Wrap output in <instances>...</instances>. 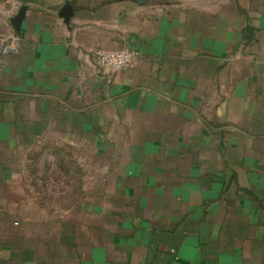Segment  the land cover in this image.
I'll return each instance as SVG.
<instances>
[{"label":"crops","instance_id":"1","mask_svg":"<svg viewBox=\"0 0 264 264\" xmlns=\"http://www.w3.org/2000/svg\"><path fill=\"white\" fill-rule=\"evenodd\" d=\"M49 143L84 173L63 211ZM0 264H264V0H0Z\"/></svg>","mask_w":264,"mask_h":264},{"label":"rangeland","instance_id":"2","mask_svg":"<svg viewBox=\"0 0 264 264\" xmlns=\"http://www.w3.org/2000/svg\"><path fill=\"white\" fill-rule=\"evenodd\" d=\"M59 146V148L64 147L63 145ZM44 147L45 152L35 153L29 158L30 175L44 182V187L41 190L50 199L46 206L52 211L53 209L63 211L72 205V201H70L72 195H79L83 192V189L78 186L79 183L74 180L83 179L84 173L79 163L75 165L72 161L73 157L69 156L68 152L62 150L61 155L54 156L52 155L54 150L48 149H54L53 147L56 145L49 143Z\"/></svg>","mask_w":264,"mask_h":264},{"label":"built area","instance_id":"3","mask_svg":"<svg viewBox=\"0 0 264 264\" xmlns=\"http://www.w3.org/2000/svg\"><path fill=\"white\" fill-rule=\"evenodd\" d=\"M138 55L135 49L127 48L120 51L94 52L95 65L103 74H111L127 69Z\"/></svg>","mask_w":264,"mask_h":264},{"label":"water","instance_id":"4","mask_svg":"<svg viewBox=\"0 0 264 264\" xmlns=\"http://www.w3.org/2000/svg\"><path fill=\"white\" fill-rule=\"evenodd\" d=\"M27 8L28 7L26 5L21 6L18 12L10 19V24L17 34L20 33L21 23L24 20ZM72 15L73 10L71 4L69 2H65L58 11V17L63 20V23L65 25L68 26ZM5 51L11 53L13 51V48L8 46L5 48Z\"/></svg>","mask_w":264,"mask_h":264}]
</instances>
